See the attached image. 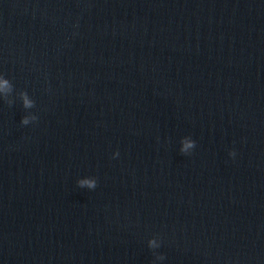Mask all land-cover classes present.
Wrapping results in <instances>:
<instances>
[{"label":"water","instance_id":"obj_1","mask_svg":"<svg viewBox=\"0 0 264 264\" xmlns=\"http://www.w3.org/2000/svg\"><path fill=\"white\" fill-rule=\"evenodd\" d=\"M0 74L20 264H264V0H0Z\"/></svg>","mask_w":264,"mask_h":264},{"label":"clouds","instance_id":"obj_2","mask_svg":"<svg viewBox=\"0 0 264 264\" xmlns=\"http://www.w3.org/2000/svg\"><path fill=\"white\" fill-rule=\"evenodd\" d=\"M14 85L13 83L5 78L3 74H0V99L6 102L9 106L14 103V99L12 98L14 92ZM19 99L22 101V106L25 110L32 109L35 107V101L29 97L27 91H19L18 93ZM38 117L34 114L25 115L21 119V124L27 126L30 122L37 121ZM181 147L180 153L183 155L190 154L191 150L196 147V141L191 139L190 137H184L181 140ZM114 157L119 156V152L113 154ZM229 156L235 157L236 152L230 151ZM79 187L87 186L89 189H95L97 186L96 178L92 179H81L77 181ZM161 246V243L157 241V239L152 238L148 241V247L153 250V255L155 256L156 260H164L165 256L163 254H157L154 250L158 249Z\"/></svg>","mask_w":264,"mask_h":264}]
</instances>
